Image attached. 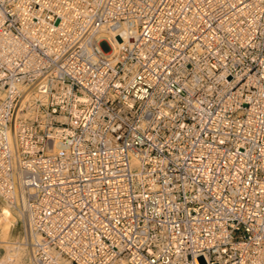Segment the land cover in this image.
I'll list each match as a JSON object with an SVG mask.
<instances>
[{
  "label": "built area",
  "instance_id": "1",
  "mask_svg": "<svg viewBox=\"0 0 264 264\" xmlns=\"http://www.w3.org/2000/svg\"><path fill=\"white\" fill-rule=\"evenodd\" d=\"M0 200L39 263L264 264V0H0Z\"/></svg>",
  "mask_w": 264,
  "mask_h": 264
},
{
  "label": "rangeland",
  "instance_id": "2",
  "mask_svg": "<svg viewBox=\"0 0 264 264\" xmlns=\"http://www.w3.org/2000/svg\"><path fill=\"white\" fill-rule=\"evenodd\" d=\"M4 207L6 208L7 204L0 200V216L2 214V208ZM9 209L7 210L8 213L10 214L11 224L10 223L7 224L6 222L2 221L0 225V264H2L1 262L3 259H6L8 254L9 257H11V260L8 261L7 259L6 264H14L13 260L16 259V257L19 254H22V257L25 260V264H35L31 252V245H28L30 243L29 237L25 235L26 234L25 230L27 225L25 224L24 219L20 216V214H18L15 210L11 208ZM18 243L20 244L18 245ZM16 247L19 248L17 254H15L17 250ZM121 261L122 259L117 260L114 264H121Z\"/></svg>",
  "mask_w": 264,
  "mask_h": 264
},
{
  "label": "bare ground",
  "instance_id": "3",
  "mask_svg": "<svg viewBox=\"0 0 264 264\" xmlns=\"http://www.w3.org/2000/svg\"><path fill=\"white\" fill-rule=\"evenodd\" d=\"M123 37H124V39H126L127 38V35L125 34V35H123ZM115 46H116V42H112V50L114 51V48H115ZM113 51H112V53H113ZM8 207V208H7ZM7 207L5 208H2V214H1V216H0V225H1V223H2V221L3 222H6L7 224L8 223H10V214L8 213V210L7 209H9V208H11V209H13V210H15L18 214H20V216L24 219V222H25V224L27 225V227H26V230H25V232H26V236L27 237H29V240H30V243L28 244V245H31L32 243H34V244H38V242H39V238L35 235V234H33V232H32V229H31V227L29 228V226H28V223H27V219H26V216H25V212L24 211H22L21 212V210H20V212L18 211V210H16V208H14V207H11V206H9V205H7ZM10 210V209H9ZM14 222H15V220H14ZM11 224V223H10ZM8 227V226H7ZM3 228V227H2ZM6 231V230H5ZM5 231H4V233H5ZM6 235V234H5ZM26 238V237H25ZM20 243H18V245H19ZM18 247H20V246H18ZM22 247V246H21ZM16 252H15V254H17L18 253V249L19 248H17L16 247ZM9 251V250H8ZM14 254V255H15ZM20 255V256H19ZM17 257H16V259H14L13 260V263L14 264H25V260H24V258L22 257V254H19ZM34 254H33V252H32V256H33ZM7 259H8V261L9 260H11V257H9V254L7 255V257H6V259H3L2 260V264H6L7 263ZM33 259H34V261H35V264H50L51 263V261H47V260H44L43 261V263H39L38 261H37V259H36V257L35 256H33ZM119 260H121V259H119ZM124 259H122V261H121V264H128L125 260V262L123 261ZM116 262V261H115ZM114 262V263H115ZM113 263V264H114ZM62 264H67L66 262H62Z\"/></svg>",
  "mask_w": 264,
  "mask_h": 264
}]
</instances>
